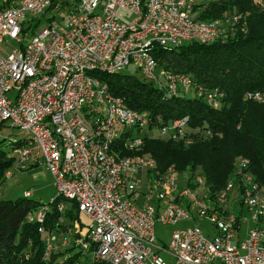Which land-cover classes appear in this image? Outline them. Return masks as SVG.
<instances>
[{
  "label": "built area",
  "instance_id": "built-area-1",
  "mask_svg": "<svg viewBox=\"0 0 264 264\" xmlns=\"http://www.w3.org/2000/svg\"><path fill=\"white\" fill-rule=\"evenodd\" d=\"M6 1L0 9V127L8 123L20 133L8 148L16 167H45L56 191L27 221L47 233L44 224L56 199L61 200L59 225L67 224L64 214L73 206L79 214L73 227L48 235L45 260L59 238L62 249L77 247L90 256V264H170L162 254L173 264H264V187L250 161L239 159L219 191L213 192L200 174H189L181 186L177 172L161 174L156 161L141 151L145 138L192 144L189 117L158 123L150 112L133 110L111 94L98 76L133 67L130 74L153 84L166 98L201 99L219 109L223 92L160 67L152 50L224 40L229 35L221 21L198 20L197 0H66L54 8L64 15L45 20L28 39L24 25L45 17L52 0ZM230 1L235 0L202 4ZM239 19L236 15L229 22ZM11 91L15 98L8 96ZM246 98L264 103V89ZM11 175L6 172V178ZM24 197L32 198L31 191ZM197 220L210 222L214 235L189 226L174 230L169 245L159 247L158 223Z\"/></svg>",
  "mask_w": 264,
  "mask_h": 264
},
{
  "label": "trees",
  "instance_id": "trees-1",
  "mask_svg": "<svg viewBox=\"0 0 264 264\" xmlns=\"http://www.w3.org/2000/svg\"><path fill=\"white\" fill-rule=\"evenodd\" d=\"M262 1L196 4L194 14L200 21L240 16L238 21L232 20L229 25V37L210 45L191 42L178 48L155 47L152 50L160 67L187 74L205 88L223 92L225 102L219 109L210 107L201 99L166 98L153 84L127 72L98 75L108 84L111 94L123 98L133 110L150 112L158 123L166 125L189 117L191 131L188 137L194 140L189 146L172 140L145 138L141 153L156 161L157 171L161 174L168 171L200 174L216 192L227 184L236 162L245 158L250 161L257 182L264 187V103L246 98L247 93L264 89ZM10 2L6 1L7 4ZM60 2L67 4L66 0H52L50 10ZM208 131L212 133L208 138H197L196 135L204 136ZM14 166L15 160L0 149V187L6 181V172ZM31 167L35 166L23 169ZM60 201L55 200L47 215L45 234L39 233V224L27 221L28 214L44 204L25 197L0 201V264H75L83 259L78 248L72 246L53 251L45 260L48 235L64 233L68 226L73 227L79 220L78 210L73 206L64 214L67 224L59 225L62 214L57 204Z\"/></svg>",
  "mask_w": 264,
  "mask_h": 264
},
{
  "label": "rangeland",
  "instance_id": "rangeland-1",
  "mask_svg": "<svg viewBox=\"0 0 264 264\" xmlns=\"http://www.w3.org/2000/svg\"><path fill=\"white\" fill-rule=\"evenodd\" d=\"M70 1V0H67ZM76 1V0H73ZM204 1V0H203ZM259 1V0H256ZM262 1V0H261ZM4 0H0V4H2ZM263 2V1H262ZM202 0H197V4H201ZM63 10H54L52 9L51 11L48 12V14L45 17L40 16L38 20L34 22H27L24 27L26 30V37L30 39L34 32L33 29H35V32H37L42 25L44 24L43 22L48 19H56L59 20L63 15H64ZM234 16V15H233ZM233 16H227L225 20H219L221 21L223 27L226 29L227 34H228V29L229 25L232 22H229L231 20V17ZM43 23V24H42ZM134 72V68L130 67L127 71V73H132ZM8 96L10 98H15L16 96V91H11ZM5 126V127H4ZM4 126L0 127V132L2 133V136L0 138V141L6 139L3 141V143L0 145V149H3L6 151L7 155H10V150L9 148V140L11 138H16L20 135V133L16 130H11L8 128V123H5ZM11 177L6 178L5 183L0 187V201L1 200H14L18 199L20 197H24L25 193L27 191H31L32 193V198L35 201H38L41 204H49L53 198H55L56 191L52 185V177L48 170L41 166V167H36L35 169H25L23 170L22 168L14 166L13 169H11ZM190 173L186 172L183 174H179V184L185 185L186 178ZM6 176V175H5ZM140 183L145 186L147 182V176L146 174H142L141 177H139ZM238 196V195H237ZM235 210H239V207L237 204L234 205ZM189 226H198L204 234L207 236L211 237L214 235V228L211 225L210 222L207 220H197L195 224L193 222H181L176 225H165L162 223H158L156 226V236L158 239V245L159 247H167L170 243L171 240V235L174 230H181L185 229ZM252 226L251 222L249 224H245L243 226L242 230V236L246 234V232L250 229ZM60 240L59 238L57 239L55 243V250H62L61 245H60ZM163 257L170 263L173 264V259L166 255L162 254ZM91 259L90 256H85L83 258V264H90Z\"/></svg>",
  "mask_w": 264,
  "mask_h": 264
},
{
  "label": "crops",
  "instance_id": "crops-1",
  "mask_svg": "<svg viewBox=\"0 0 264 264\" xmlns=\"http://www.w3.org/2000/svg\"><path fill=\"white\" fill-rule=\"evenodd\" d=\"M6 0H4V2H5ZM4 2L2 3V4H0V6L1 5H3L4 4ZM32 169H35L36 168V166L35 167H31ZM23 169V168H22ZM24 170V169H23Z\"/></svg>",
  "mask_w": 264,
  "mask_h": 264
}]
</instances>
